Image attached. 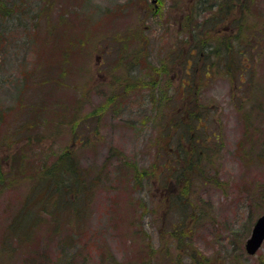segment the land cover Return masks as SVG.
<instances>
[{"label": "rangeland", "instance_id": "1", "mask_svg": "<svg viewBox=\"0 0 264 264\" xmlns=\"http://www.w3.org/2000/svg\"><path fill=\"white\" fill-rule=\"evenodd\" d=\"M213 1L0 0V264H264V0Z\"/></svg>", "mask_w": 264, "mask_h": 264}, {"label": "trees", "instance_id": "2", "mask_svg": "<svg viewBox=\"0 0 264 264\" xmlns=\"http://www.w3.org/2000/svg\"><path fill=\"white\" fill-rule=\"evenodd\" d=\"M201 1H203V3L205 4L204 5V11H205L206 8L209 7L210 5L208 3H206V2H208V0H199L200 5H202ZM217 1L220 2V0H214L213 1V2H215L214 6H219L218 4H216ZM223 1H225V0H223ZM8 14L9 13H7L5 15L8 16ZM56 31H53V32H56ZM67 50H68V51H66L67 54L63 55V58H65V60L68 61L70 59L69 57H70L71 51H69V49H67ZM188 76H189V74H188ZM135 81H138V80H135ZM136 87H137L136 85H132L130 88H136ZM144 87H148V86H144ZM190 88H194V84L190 85ZM144 89H147V88H144ZM157 91H158V93L160 95L161 91H159L158 89H157ZM156 96L157 95L155 94V97ZM155 97L151 98V96H150L151 101ZM167 100H168V97L162 99L159 102H156V103L152 104V107L154 108L156 113L157 112H159V113L162 112L164 108H170L171 103H169V100L168 101ZM170 140L172 141L171 138H170ZM181 149L182 148L180 147V150H178L179 154L178 153H176V154L174 153V155H176L174 160H173L174 162L170 161V159H169L168 160L169 161L168 166L166 165V168H165V169L168 170V172L170 170L169 175L167 174L168 177H166V178H168L171 181L174 180V179L180 181L182 179L187 178L189 174H186L185 172L187 170H188V172H190L192 170L194 164L196 162H198L199 159H200V153L198 152L196 147L193 146V144H191V146L189 148V150H191V151L187 152V150H184V149L181 150ZM63 154H64V156L61 157V159L65 157V159H67V163H65V164L61 163V165L59 164V166L53 167L51 169V171L49 172L50 175L47 177V179H45V182H46L45 185L38 187L39 190H41L43 192L45 191L44 193H47L48 195H51L53 197L58 195L57 199H61L62 200L61 205H63L60 209H62L67 202L71 201V196H75L76 199L82 200L83 203H84V200H87L88 198H90V194L88 192H91V189H92V187L94 185L93 184L94 182L92 180L90 181V183H87L86 182V179H87L86 177H82L81 175H77L76 172H75V169H77V167H79L77 161L75 162L71 157L68 156L67 153H63ZM179 155H180V159L181 160H184L185 162L187 161L188 166L187 167H185V165H184V167L182 166L183 167L182 171L179 174H177V172L181 170L180 163L181 164L184 163L183 161L178 160L177 157H179ZM172 162H173V164H175V165H173V167H172ZM176 164H179L178 167H177ZM67 172H70L69 174H71L72 177L69 174H67ZM132 174H133V177L136 178V179L138 177H140L139 173H132ZM0 179H1V176H0ZM83 181H84V184H83ZM80 185L82 186V189L80 188ZM36 193H40V196L42 195V193L39 192V191L36 192ZM184 194H186V193H184ZM176 195L174 197V198H177L176 199V204L174 203L177 206L176 209H179V210H182V211L184 209L188 210V207H189L188 204H190V205L192 204L191 200L188 197V195H185L184 197H182L181 195L180 196L178 195L176 197ZM34 198L37 199L39 197L37 195L36 196L34 195ZM179 199H183L184 202L181 203V205L178 206L177 201ZM57 204H59V203H56L55 205L57 206ZM60 209L58 210V212L60 211ZM81 213H82V211H81ZM15 221H14V223H15ZM14 223H12V225L10 226V231H11V228L13 227ZM173 232L175 233L176 239H177V238H179L182 235L183 230L179 234L177 233V231H173ZM72 258H74L72 256V254H69L68 256H66V259L68 260L67 264L71 263L69 260L72 261ZM87 260L88 259H85V261H87ZM91 264H94V263H91Z\"/></svg>", "mask_w": 264, "mask_h": 264}, {"label": "water", "instance_id": "3", "mask_svg": "<svg viewBox=\"0 0 264 264\" xmlns=\"http://www.w3.org/2000/svg\"><path fill=\"white\" fill-rule=\"evenodd\" d=\"M264 242V215L261 216L254 228L250 238L246 242V251L250 255L256 254Z\"/></svg>", "mask_w": 264, "mask_h": 264}]
</instances>
